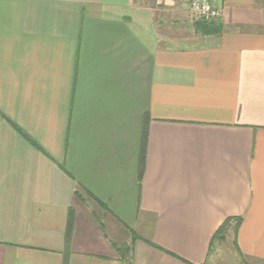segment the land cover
Wrapping results in <instances>:
<instances>
[{
  "label": "crops",
  "instance_id": "1",
  "mask_svg": "<svg viewBox=\"0 0 264 264\" xmlns=\"http://www.w3.org/2000/svg\"><path fill=\"white\" fill-rule=\"evenodd\" d=\"M212 2L0 0V264H264V0Z\"/></svg>",
  "mask_w": 264,
  "mask_h": 264
},
{
  "label": "trees",
  "instance_id": "2",
  "mask_svg": "<svg viewBox=\"0 0 264 264\" xmlns=\"http://www.w3.org/2000/svg\"><path fill=\"white\" fill-rule=\"evenodd\" d=\"M218 29H220L219 25L215 24L214 21H203V20H197L196 21V30H199L200 33L202 34H206V33H210L213 31H218ZM144 152V146L141 145V168L143 166V153ZM141 171V169H140ZM74 195L81 199V194H80V190L79 189H75L74 190ZM226 220H230V219H226ZM224 221L215 231L214 235L212 236L211 242L210 244L212 245V242L221 237L222 232L225 229L226 226V222ZM235 222V230L237 228V225L239 224V219H234ZM72 229V214H70L69 212V216H68V221H67V229H66V234H65V241H68L69 235H70V231ZM117 251H119V253H121L120 255V259L125 263V264H129V257H128V246H117L116 247Z\"/></svg>",
  "mask_w": 264,
  "mask_h": 264
},
{
  "label": "built area",
  "instance_id": "3",
  "mask_svg": "<svg viewBox=\"0 0 264 264\" xmlns=\"http://www.w3.org/2000/svg\"><path fill=\"white\" fill-rule=\"evenodd\" d=\"M188 8L197 20L215 21L221 15L212 0H188Z\"/></svg>",
  "mask_w": 264,
  "mask_h": 264
},
{
  "label": "rangeland",
  "instance_id": "4",
  "mask_svg": "<svg viewBox=\"0 0 264 264\" xmlns=\"http://www.w3.org/2000/svg\"><path fill=\"white\" fill-rule=\"evenodd\" d=\"M231 238H232V233L229 232V234H227V237L224 238L223 240H220L215 242V249H218L221 253H226V254H230L231 253ZM215 253V251L213 252Z\"/></svg>",
  "mask_w": 264,
  "mask_h": 264
}]
</instances>
